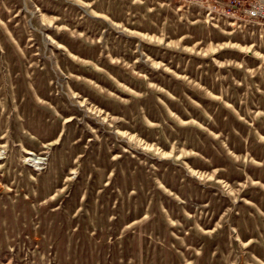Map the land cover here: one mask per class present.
Instances as JSON below:
<instances>
[{
    "label": "rangeland",
    "instance_id": "rangeland-1",
    "mask_svg": "<svg viewBox=\"0 0 264 264\" xmlns=\"http://www.w3.org/2000/svg\"><path fill=\"white\" fill-rule=\"evenodd\" d=\"M264 0H0V264H264Z\"/></svg>",
    "mask_w": 264,
    "mask_h": 264
},
{
    "label": "built area",
    "instance_id": "built-area-1",
    "mask_svg": "<svg viewBox=\"0 0 264 264\" xmlns=\"http://www.w3.org/2000/svg\"><path fill=\"white\" fill-rule=\"evenodd\" d=\"M227 15L234 21L240 18V15H243L244 18L262 27L264 30V6L261 4L254 3L245 9H239L238 5L234 4L228 9Z\"/></svg>",
    "mask_w": 264,
    "mask_h": 264
},
{
    "label": "bare ground",
    "instance_id": "bare-ground-1",
    "mask_svg": "<svg viewBox=\"0 0 264 264\" xmlns=\"http://www.w3.org/2000/svg\"><path fill=\"white\" fill-rule=\"evenodd\" d=\"M258 4H261V3H258ZM261 5H263V6H264V4H261Z\"/></svg>",
    "mask_w": 264,
    "mask_h": 264
}]
</instances>
